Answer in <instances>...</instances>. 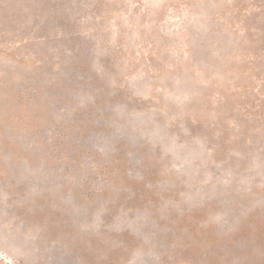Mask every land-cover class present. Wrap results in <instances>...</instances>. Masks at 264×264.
Here are the masks:
<instances>
[{"label": "rangeland", "instance_id": "rangeland-1", "mask_svg": "<svg viewBox=\"0 0 264 264\" xmlns=\"http://www.w3.org/2000/svg\"><path fill=\"white\" fill-rule=\"evenodd\" d=\"M0 264H264V0H0Z\"/></svg>", "mask_w": 264, "mask_h": 264}]
</instances>
